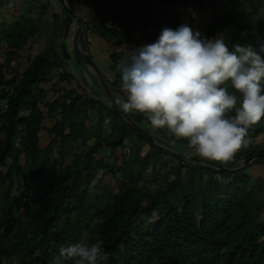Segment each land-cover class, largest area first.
<instances>
[{"label": "trees", "instance_id": "obj_1", "mask_svg": "<svg viewBox=\"0 0 264 264\" xmlns=\"http://www.w3.org/2000/svg\"><path fill=\"white\" fill-rule=\"evenodd\" d=\"M45 1L38 0L40 11L50 7L49 0ZM98 1L102 3L95 7L93 22L78 14L74 0H66V4L80 22L78 44L87 49V35L99 36L114 50L110 57L115 65L125 46L139 47L142 40L154 43L164 27L175 29L182 24L184 13L168 15L163 5L208 7L210 19L200 32L202 38L220 34L230 49L234 44H250L259 50L264 44V0H133V6H124L122 0ZM152 2L160 18L142 8L151 7ZM60 7L52 14L50 25L43 28L46 47L28 57L20 72L13 63L19 64L29 38L40 29L27 16L32 5H27L7 28L0 29V262L16 258L19 264H73L61 256L57 261L60 247L87 237L90 243L103 242L107 259L97 264H264V197L257 196L258 184L264 179L251 182V174L243 166L221 171L208 161L198 167L199 184L194 192L186 189L182 178L187 161L178 159L163 177V187L151 193L143 191L144 157L137 144L130 143L129 153L121 154L119 164L117 160L106 164L96 156L102 144L111 150L125 149L129 135H141L128 128L110 104L80 94L81 84L63 70L70 54L63 42L58 50L57 36L70 37L74 20L62 4ZM75 58L82 64L76 52ZM59 68L58 80L74 85L61 88L51 101L46 100L47 90L40 85L50 82ZM8 71L14 76L8 78ZM120 83L115 68L109 82L114 97L115 93L125 96ZM131 113L135 112L127 113L132 119ZM46 117L56 118L51 126L44 122ZM137 118L138 123L145 119L140 114ZM109 123V134L101 132ZM90 129L95 142L87 151L81 150V161L73 159L59 176L47 177L53 149L60 155L68 154ZM43 133L50 139L42 148ZM261 133L264 118L248 130L246 137ZM184 143L188 147L187 140ZM148 151L154 159L162 157L163 162L175 158L151 143ZM259 153H264L263 145L256 148L247 142L235 155L246 159ZM29 165L37 168L28 174L17 204L11 190L16 179L26 176ZM54 166L60 169L58 163ZM103 167L112 177L122 179L119 187L116 191L103 187L102 192L91 194L83 175L92 179ZM34 181L40 193L32 202ZM14 237H18V244L10 248L7 241Z\"/></svg>", "mask_w": 264, "mask_h": 264}, {"label": "clouds", "instance_id": "obj_2", "mask_svg": "<svg viewBox=\"0 0 264 264\" xmlns=\"http://www.w3.org/2000/svg\"><path fill=\"white\" fill-rule=\"evenodd\" d=\"M262 53L264 44L259 50L250 44L230 49L221 38H202L187 24L164 27L154 43L117 64L126 98L114 103L124 113L144 114L153 128L187 140L196 155L226 164L247 146L248 130L264 118ZM59 252L73 264L107 259L103 242L90 243L87 237Z\"/></svg>", "mask_w": 264, "mask_h": 264}, {"label": "rangeland", "instance_id": "obj_3", "mask_svg": "<svg viewBox=\"0 0 264 264\" xmlns=\"http://www.w3.org/2000/svg\"><path fill=\"white\" fill-rule=\"evenodd\" d=\"M39 2H46L45 0H39ZM124 6H133V0H122ZM50 7L46 11H40L39 9V3L38 0H0V29L2 28H7L14 20L17 19V16L21 12L25 11L27 5H32L31 12L27 14L29 18H33L36 21V27L40 28L38 31L34 33L32 37L29 38V42L26 46V50L22 52L21 56V61L19 64L16 66L14 63V68H17V71L20 72L23 70L27 64L28 57L34 56L36 53L41 52L47 45V38L44 33V27L50 25L51 23V16L54 12H59L61 7V3L59 0H49ZM102 2L101 1H90V0H74L73 6L77 10L78 14L80 16H83L84 18L87 16L89 20L96 21V13H95V7L99 6ZM155 3L152 2L151 7L147 6H142L143 9L152 11L154 12L159 18L160 15L156 12V9L154 8ZM163 9L166 11L168 15H172L174 12L179 11L183 14V20L182 24H187L190 26L194 31H202L204 26L208 23L210 16H209V8L208 7H199L198 5H192L189 6L188 8H181L180 6H168V5H163ZM20 14V15H21ZM189 14V17L188 15ZM19 15V16H20ZM75 29V22L72 23V30ZM93 33V32H92ZM73 32L70 33V37L68 38H62V36L58 37L57 36V41L56 45L58 47V50H60V45L62 42L65 44L67 47V50L69 51L70 58L67 59L66 64L63 68V70L67 73H69L73 78L74 82H78L81 84V89L78 90L80 94H85L87 93L90 96L96 97L97 99H100L104 101L106 104H109V100L106 96V94L103 92L98 80L97 76L86 64H81L76 61L75 58V50L73 47ZM88 36V48H84L81 45H79L80 50L82 52H86L89 54L90 52V46L93 43V35H87ZM215 37L218 38H223L222 35L218 34ZM91 40V41H90ZM99 43H94V48L99 50V47L102 45L104 47V52H103V57L107 58L105 61L107 64H104L103 61L100 60V64L98 63V67L104 68L105 65H108L106 67H112V69L116 68L117 65H115L114 61L110 57V53H112L114 50L112 49L111 45H107L105 41L101 38L98 39ZM260 40H257L259 42ZM103 42L106 45H103ZM62 44V45H63ZM151 44V41H141L140 46L136 47V45H128L125 46V48H122L124 50L121 53H118L120 58L117 61V64L125 58L130 52L135 51L136 49L147 45ZM93 47V46H92ZM91 47V48H92ZM136 47V48H135ZM117 50V49H116ZM118 51V50H117ZM3 52V51H2ZM108 56V57H107ZM4 56H1V59H3ZM92 58V56H91ZM93 59V58H92ZM14 62V61H12ZM11 62V63H12ZM83 68L87 69V71H84ZM105 69V68H104ZM58 71H61V69H57L54 72V76L52 77V80L48 83L41 84L40 87L44 88L47 90L46 93V100L52 99L57 95V92L60 91L61 88L67 87L65 85V82H61L58 80ZM106 71V69H105ZM6 76L8 78H11L14 76V73L12 71L6 72ZM71 84H74L71 82ZM232 89L229 88V91ZM115 99L125 97L121 96L119 94H114ZM126 98V97H125ZM3 102L0 101V105H2ZM22 113H25V111H22ZM140 114L142 117L145 119H142L141 123H138V114ZM132 119L135 121L134 123L142 127L146 132H148L156 141V143L166 146L176 152H183L185 154H189L191 156H194L200 160L199 162H192V161H187V167L183 169L182 171V178L184 179L186 189L188 190H193L194 192L197 191L198 189V167L201 165H205L204 162H211L216 165H220L222 167H229V168H234L238 166H243L245 167V170L248 171L251 174V182H254L257 178L264 179V158L263 157H256L258 158L256 162H253L252 164H245L244 159L236 156L234 159L228 163H220L217 161H211L204 159L198 155L195 154L194 150L190 149L185 146L184 140L185 139H178L173 137L171 134L167 132L166 129H155L151 126L150 122L147 120V117L139 112L131 113ZM130 117V116H129ZM95 120V115L92 118V121ZM48 126L53 124L52 119H45L44 121ZM258 124V123H257ZM256 124V125H257ZM254 125V126H256ZM96 132V131H95ZM105 134H109L110 132V123L105 124L102 127V131ZM95 134L93 133V130L90 129L88 133L86 134L84 140H77L69 149L68 154H58L56 151L53 149V154L54 157L52 158V161L48 163L47 165V177H54V176H59L61 174V170L65 169L67 165L74 159V160H79L81 161V155L83 154L81 150L87 151L90 146L94 145L95 142ZM50 137L47 133H43L41 136V141H40V146L43 148L47 145ZM147 139H142L141 136L139 135H129L127 140H126V147L125 149H122L121 147H117L115 150H111L109 146L106 144H102L100 147L97 148L95 154L98 158L102 159L106 164H112L115 160H117L118 164L121 162V154L124 153V155L129 153L128 146L130 143L137 144L139 147H141V155L144 157V161L141 167V170L143 171V191L144 192H151L154 193L163 186V177L166 176L171 172L173 169L174 165L178 161L177 158H166V160L163 162L162 157H159L157 159H154L153 156L149 155V147H150V142ZM246 141L252 146V147H259V146H264V133H261L258 136H251V137H246ZM243 151H247V148H243ZM43 157V155H40V159ZM260 158V159H259ZM155 164H154V163ZM20 163H23V156L20 157ZM54 163L59 164L58 170L55 169ZM209 165V164H208ZM231 165V167L229 166ZM214 167L213 165H210ZM37 166L29 165L27 170H26V176H21L18 179H16V184L11 190V195L14 197L16 200L17 204H20L22 200V188L23 185L27 182L28 180V174L33 172ZM105 167L99 169L92 179H89V176L83 175V178L85 181H88L86 184L87 190L89 193L94 194V193H100L102 192L103 187H111L113 191H116L117 187H119L120 181L122 180L121 178L117 177L114 178L110 174L106 173L104 170ZM1 170L5 171V168H2ZM117 176L119 174H116ZM89 179V180H88ZM1 189V187H0ZM39 189L40 186L37 181H34L33 189L31 192V199L32 202L36 201L37 195H39ZM257 196L259 198L264 197V182L260 181L258 184V189H257ZM143 200L146 199V197L141 196ZM261 218H264V212L261 214ZM18 237L11 238L7 241V245L10 248L16 247ZM61 247H66V245H63ZM60 247V248H61ZM60 258V253L56 255L57 261H59ZM19 264V259H2L0 264Z\"/></svg>", "mask_w": 264, "mask_h": 264}, {"label": "water", "instance_id": "obj_4", "mask_svg": "<svg viewBox=\"0 0 264 264\" xmlns=\"http://www.w3.org/2000/svg\"><path fill=\"white\" fill-rule=\"evenodd\" d=\"M60 2L62 4V7L65 10H67L68 13L71 14V16L73 17V20L75 22V29H74V34H73V47H74V50H75L76 54L78 55V57L80 58L81 62L83 64H86L90 68H92V70L96 74L97 80H98L103 92L106 94V96H107V98L109 100V104H110L114 114L123 123H125L128 126V128H130L135 133L140 134L143 138L147 139L151 144L155 145L157 148H160L161 150H163L167 154H169L171 156H174L177 159L184 160V161H197V162L202 161V160H200V159H198V158H196L194 156H191L189 154H185V153H182V152H176V151H174V150H172V149H170V148H168L166 146H162V145L156 143L154 138L148 132H146L139 125L135 124L134 121L129 117V115L127 113H124L122 110H120L116 106V104L114 103L116 99H115V97L112 94V90L110 89V86H109V83H108V79L104 76V74L102 73V71L100 70V68L96 64V62L91 58V56L88 53H86V52H82L80 50V48H79L80 46L78 44V37H79V33H80V22L76 19V17H74V14L72 13L70 8L66 4V0H60ZM261 156H264V153H259V154H256V155H252V156L244 159V162H245V164H249L256 157H261ZM217 166H218V168L221 171H234L236 169H239V167H240V166H238V167H234V168H226V167H222L220 165H217Z\"/></svg>", "mask_w": 264, "mask_h": 264}, {"label": "crops", "instance_id": "obj_5", "mask_svg": "<svg viewBox=\"0 0 264 264\" xmlns=\"http://www.w3.org/2000/svg\"><path fill=\"white\" fill-rule=\"evenodd\" d=\"M99 36H97V35H94L93 36V38H91V40H93V43H92V45L90 46V54H91V56H92V58H93V60L96 62V64L98 65V63L100 64V60L101 61H103L104 62V64H107V62L105 61V59H107V58H104L103 57V52H104V47L101 45L100 47H99V50L98 49H96V48H94L95 46H94V43L96 42V43H98V44H100L99 43ZM103 45H106L104 42H103ZM93 46V47H92ZM92 47V48H91ZM37 54V53H36ZM35 54V55H36ZM108 57V56H107ZM22 59L20 58L19 59V62L21 61ZM18 62V63H19ZM27 65V64H26ZM106 66H108V65H105V69H106V71H105V69L104 68H100V70L102 71V73L104 74V76L106 77V78H108V79H113V73L115 72V69L113 68L112 69V67H106ZM26 67V66H25ZM117 67V66H116ZM25 69V68H24ZM23 69V70H24ZM83 70L84 71H87L88 72V70L87 69H85V68H83ZM22 71V70H21ZM68 85V87H72L74 84H67ZM53 99V98H52ZM52 99H50V101L52 100ZM100 100V99H99ZM100 101H102V100H100ZM102 102H104V101H102ZM105 103V102H104ZM57 118H58V116H57ZM45 119H52L53 120V123H54V121H55V117H51V118H48V117H46ZM45 121V120H44ZM51 126V125H50Z\"/></svg>", "mask_w": 264, "mask_h": 264}]
</instances>
